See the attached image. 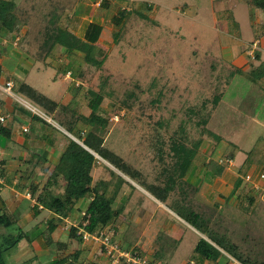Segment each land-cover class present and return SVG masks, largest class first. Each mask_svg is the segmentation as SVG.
Masks as SVG:
<instances>
[{"label":"rangeland","instance_id":"rangeland-1","mask_svg":"<svg viewBox=\"0 0 264 264\" xmlns=\"http://www.w3.org/2000/svg\"><path fill=\"white\" fill-rule=\"evenodd\" d=\"M5 1L17 5L14 13L19 21L18 29L1 43L6 52L0 57L4 71L0 91L8 97L35 110L27 99L28 102L21 100L22 96L13 92L15 79L30 84L59 104L68 92L72 99L74 88L83 83L84 87L103 90L104 101L98 114L109 119L104 133L105 146L140 169L149 182H155L162 175L159 146L164 145L165 153H169L172 138L182 136L180 127L186 133L187 145L201 141L186 179L177 180L176 191L162 204L140 188L137 192L141 195L136 196L133 186L136 181L124 176L132 186H122L114 208L122 206L128 193L134 194L114 226L116 239L125 249L137 245L151 261L160 253L162 257L157 264H188L201 238L210 242L209 237L216 239L217 235H223L232 242L243 237L248 240L247 244H257L256 237H261L264 245V179H260L264 173V87L240 75V71L251 74L256 70L258 77L264 76V12L261 9L238 0H109L106 8L100 5L102 0ZM123 8L131 9L132 14L117 41L113 17ZM53 13L63 17L61 23L68 32L65 43L56 45L51 56L42 61L38 58L42 32L50 24ZM91 22L103 27L98 44L106 60L100 68L83 66L87 80L75 79L71 74V79L63 81L67 63L84 60L88 52L90 43L85 33ZM8 83L12 85L10 90ZM220 92L222 98L212 110L210 102ZM80 100L78 109L88 116L90 110ZM204 101L206 110L191 117L189 109L199 111ZM73 111L66 113V117ZM208 112L211 116L206 129L211 135L197 123ZM50 117L55 121L57 117L63 118L59 113ZM5 118L4 125L12 123L13 117ZM14 146L19 152L7 160L19 169L9 170L3 163L1 176L5 182L0 198L13 200L12 209L19 207L21 201L23 204L15 214L17 225L1 228V233L17 234L22 230L27 238L3 254L4 263L53 264L66 257L70 259L79 251L76 264H110L99 245L71 238L63 226L50 235L48 222H44L50 216L48 210H42L38 219L32 218L35 199L28 200L26 195L32 193L30 186L35 185L37 197L50 174L41 171V164L37 169L33 165L24 166L25 160L30 159V149ZM234 146L240 151L234 160H227ZM1 154L0 159L4 161ZM99 160L101 164L92 172L93 179L96 182L110 178L113 188L117 179L111 171L118 175L121 172ZM162 160L169 170L173 169L171 157L164 156ZM220 164L225 169L217 176L214 169L221 167ZM248 175L253 176L252 188L245 181ZM239 177L244 186L235 192ZM16 179L19 182L13 185ZM53 191L62 193L64 182L61 180ZM181 191L185 197L180 195ZM247 192L257 199L252 208L256 215L252 217L243 211L241 204L237 206L233 202L234 194ZM89 202V198H84L78 205L85 210ZM79 207L69 216V222L74 225L80 221ZM187 208L199 215L198 225H205L206 235L180 217ZM254 226L256 237L250 232ZM2 239L3 236L0 242ZM250 257L251 262L262 264L258 258Z\"/></svg>","mask_w":264,"mask_h":264},{"label":"trees","instance_id":"trees-1","mask_svg":"<svg viewBox=\"0 0 264 264\" xmlns=\"http://www.w3.org/2000/svg\"><path fill=\"white\" fill-rule=\"evenodd\" d=\"M238 1L249 7L261 9L264 12V0ZM100 5L103 8L109 7V0H102ZM17 8V5L13 1L0 0V57H3L6 52L5 49L1 47V43L18 29L19 21H16L15 15L17 13H14ZM150 9L151 6H148V10ZM131 14V9L123 8L119 9L117 14L113 17L114 26L117 28V31L115 32V38L117 41V36L120 34L125 22L130 18ZM14 16L15 22L13 20ZM62 18L61 15L53 13L51 15L50 24H47L46 27H44V32H42L43 42L38 51V58L42 61L47 60V58L51 56V52L56 45L65 43L68 29L66 28V25L63 26L61 23ZM262 29H264V26ZM102 30L103 27L97 22H91L87 25L85 38L90 43L88 52L84 56V60H72V62L67 63L65 69L66 73L70 72L75 79L85 80L86 69H83V66L86 67L93 65L97 68L102 67L106 60V57L102 56L103 48L98 44L99 38L102 35ZM255 32H257V29H255ZM68 53L71 55V51ZM256 58L258 60L260 59L259 52H257ZM3 73L4 71L0 66V82L2 81ZM240 75L252 81L253 84H262L264 87V76L258 77L256 75V70H253L251 74L246 73V71H240ZM83 84L74 88V100L66 106L61 103L59 104L24 81H18L15 79V84L12 87L15 94L27 99L31 104L46 112L48 116L59 113L60 117L63 118L59 119V117H57V122L80 142L79 143L65 135L68 143L61 154L58 163L54 166L53 170H51L48 180L37 197L36 192L38 187L35 185L30 186V189H32L31 196L37 203V205L33 206L34 209L38 212L48 210L54 214V217L48 221L47 225L50 235L65 224L64 219L74 213L76 206L84 198H89L91 201L87 208L82 211L85 214L80 216L78 227H83L89 232H94L97 229H105L106 227L115 228V223L122 217L128 198L124 200V203H122V206L120 205V207L114 208V204L117 202L122 186L124 184H131H129L124 177L118 175L114 171H111V175L117 179V182L113 188H111V181L99 180L95 182L92 176V171L101 164L96 155L120 171L124 176L136 181L157 200L164 203L172 193L176 191L178 186L177 180L181 179V181H183L186 179L201 146V141L194 142L193 146L187 145V142L185 141L186 133L180 127L179 133H182V136L179 135L172 138L170 141L169 153H165L164 145L161 144L159 146L157 154L159 161L163 164L161 171L162 175L157 177L155 182H149L147 176L140 169L136 168L125 158L105 146L104 133L109 125V119L98 114L101 112V105L104 101L103 90L97 91L96 88L84 87ZM222 95V92L214 95L210 102L213 105L212 110L216 109ZM79 100L83 101L89 108L90 114L88 116L80 113L77 103ZM0 104H3L2 100H0ZM206 108L207 104L204 101L202 103V108L199 109V111L190 108L189 111L191 113L189 115L191 117L194 115L197 116L201 110H206ZM73 109L74 111L66 117V113L71 112ZM211 112L206 113L207 118L203 116V118H200L197 122L198 125L205 128V132L209 135H211V131L206 129V125L210 120ZM34 118L43 121L39 117ZM3 123L0 122V135L10 139L11 129L3 125ZM48 125L54 129L53 126L50 124ZM239 151L240 149L237 146H234L227 154L226 159L234 160L236 153ZM164 156L171 157L172 170H169L166 167L168 165L162 160ZM43 161L45 162V159ZM1 163L3 165L4 161L1 160ZM220 166L221 167L214 169L216 170L215 175L217 176H221L225 169L222 164H220ZM49 171V168L45 169V172ZM2 172L3 167L0 170V177H2ZM61 180L64 182V191L58 194L54 193V188ZM179 183L181 184V182ZM242 183L243 179L240 177L237 178L235 182V190H238ZM1 188L2 183H0V189ZM180 195L185 197L183 191L180 192ZM182 199L183 198H181V200ZM176 203L180 202L178 201ZM38 204L43 206L42 210L38 209ZM179 215L186 222L200 231V233L206 235L205 225L202 223L198 225L200 217L196 212L187 208V210L183 212L184 216L181 214ZM14 225H17L15 214L10 213L7 209L2 210V212H0V238L3 236V239L2 242H0V264H5L3 260V254L5 252L15 248L23 239L27 238L26 233L22 230L17 234L5 235L1 233V228H10ZM69 233L71 238L83 241V239L77 234L76 227H72ZM209 238L211 240L210 242L203 238L198 241L193 250V255L188 260V264H203L205 261L210 264H233L232 259L220 249L224 250L241 264H258L251 262L249 258L241 254L238 247L234 244H230L224 236L217 235L216 239ZM122 247L125 249L123 245ZM125 250H131L133 252L137 251L141 257H146V253L137 245ZM80 254L79 251H76L70 259H67L66 257L59 261H53V264H76L79 260ZM159 254L160 253L156 254L157 257L154 260H149V264H157L161 259L160 257H162Z\"/></svg>","mask_w":264,"mask_h":264},{"label":"crops","instance_id":"crops-1","mask_svg":"<svg viewBox=\"0 0 264 264\" xmlns=\"http://www.w3.org/2000/svg\"><path fill=\"white\" fill-rule=\"evenodd\" d=\"M69 78L71 79V74H70V72H67L64 76L63 81L68 80ZM79 85L80 84H78L77 86H79ZM20 98H21V100L23 99L24 101H27L23 97H20ZM70 98L71 97H70V94L68 92L66 94V97L64 98L65 99L64 102H61V104L65 105V106L69 105L74 100V97H72V99H70ZM0 100L3 101V104L2 105L0 104V117H10V118L13 117L12 123L9 122L10 123L9 125H5L11 129V138L7 139L6 137L0 135V152H2L1 155L3 156L5 167H7V169H9V170H13L12 168L14 166H11L10 160H7V159L8 158L12 159V158L16 157V153L19 152V150L14 149V147H15L14 145H19V146H21V148H24L26 150L30 149V159L25 160L26 164L24 166L30 167V165H33L32 166L33 169H37V167H40V164H41L42 165V168H40L41 171H44V173L46 175H49L51 173V170H53L54 166L58 163L59 158H60L61 154L63 153V151H64V149L68 143L67 139L65 138V135L72 138V139L75 137L73 135H71L70 133H68L66 131V129L64 127H62L52 117L48 116L46 114V112H44L40 108H37L36 106L32 105L28 101L27 102L29 103V105L34 107L35 110H31L24 103H22L20 101H16L15 99H12L11 97H8L7 93H5L2 90L0 91ZM55 115L56 114H54L52 116L55 117ZM34 117H39L45 122L38 120ZM5 123H6V121L3 123V125ZM48 124L53 126L54 129L52 127H50ZM55 124H57L58 126H56ZM59 127L62 128L63 132L61 131V129ZM24 129H27V132H25ZM21 136H24V138ZM75 140H77V139L75 138ZM77 142H79V141L77 140ZM8 151H13V153L10 154V153H8ZM7 153L10 154L11 156L8 157ZM44 159H45V162L43 161ZM48 168L50 169V171L45 172V169H48ZM18 169L19 168L14 167V170H18ZM95 170H97V167L94 168L93 171H95ZM120 174L122 175V177H124V175L122 173H120ZM31 177H35V175H33V176L31 175ZM2 179H3V182H2V185H3L5 180L3 177H2ZM109 179L110 178L104 179V180L108 181ZM94 181H95V179H94ZM18 182H19L18 179L14 180L13 185H16ZM136 183H134V185H133L136 188V190H134V193L136 192V194H137L136 196L141 195V193L137 192V188H140V190L142 189L147 195H149L155 201L162 204L161 201L157 200L154 196H152L149 192H147L143 187H141L138 183L137 184ZM124 185H127V184H124ZM242 185H243V183H242ZM242 185L239 187L238 190H235V187H234V191L235 192L239 191L241 189ZM250 187H251V185H250ZM0 194H1V192H0ZM133 194H132V196H133ZM132 196H131V192L128 193L127 198L129 200L127 203H129ZM233 196H234L233 198L235 199V201H233L234 204H236L237 206L241 204L240 206L243 209V211L245 213L249 214L250 217L256 215L255 211L252 212V210H253L252 208H253L254 204L257 202V199L254 195H250V194L244 195V194L240 193V195L236 196V194H234ZM0 197H1V195H0ZM89 200L91 201V199H89ZM242 201H244V202L246 201V203H243ZM21 204H23V201L18 203V206L19 205L21 206ZM13 205H14L13 200H12V202H10L9 200L6 201L4 199L0 200V208L2 210L7 209L10 213L16 214V212L19 210L18 208L20 206L17 208L14 207V209H12V207H10V206H13ZM32 205H33V203L32 204L30 203V206H32ZM77 207H79V205H77L76 208ZM79 210H81V212L84 211L80 207H79ZM41 213H42V211L38 212V211L34 210L33 213H30V215L32 216V218L35 217L34 219H38V216ZM20 216H21V214H20ZM50 216L44 218V222H48V218H50V219L53 218L54 214L50 213ZM124 220H127L125 215H124ZM40 221L42 222L43 219ZM250 225L253 226L254 224L251 223ZM62 226H64V225H62ZM61 227H59V228H61ZM63 229H64V227H63ZM56 231L53 233V235L56 233ZM67 232H69V231H67ZM250 232L252 234H254V236L256 237L257 229L255 226L252 229L250 228ZM239 239L241 242L235 240V241L230 242V244H234L235 246L238 245L237 247H238L240 253L243 254L245 257L250 259L251 258L250 256L252 255V257L258 258L259 260L262 261V264H264V245L262 244L263 239H261V237L259 239L256 237L255 241L257 242V244L256 243L255 244H252V243L247 244L246 242L248 240L246 241V239L243 237H241ZM220 250L232 259L233 264H241L235 258H233L229 254H227L224 250H222V249H220ZM203 264H210V263L205 261Z\"/></svg>","mask_w":264,"mask_h":264},{"label":"built area","instance_id":"built-area-1","mask_svg":"<svg viewBox=\"0 0 264 264\" xmlns=\"http://www.w3.org/2000/svg\"><path fill=\"white\" fill-rule=\"evenodd\" d=\"M11 83H8V90L11 89ZM5 117H0V122H5ZM27 132V129H24ZM3 165L0 159V170L2 169ZM253 176L248 175L247 178L245 177V181L250 183L253 187L252 183ZM260 179H264V173L260 175ZM0 177V183H2ZM256 187V186H255ZM26 198L29 200H33L31 193H27ZM34 205H37L36 201L33 200ZM38 209L42 210L43 206L38 204ZM85 213L82 212L81 215ZM64 229L70 231L72 227L77 228V234L83 239L84 242L97 244L99 245L105 253V256L110 260V264H149V260L146 257H141L137 251L125 250L123 249L120 242L117 241V231L113 227H106L105 229H97L94 232H89L85 230L83 227H78L73 223L69 222V217L64 219Z\"/></svg>","mask_w":264,"mask_h":264},{"label":"water","instance_id":"water-1","mask_svg":"<svg viewBox=\"0 0 264 264\" xmlns=\"http://www.w3.org/2000/svg\"><path fill=\"white\" fill-rule=\"evenodd\" d=\"M74 140H75V138H73ZM75 141H77V140H75ZM96 157L97 158H99V159H101L102 161H104L102 158H100L98 155H96ZM105 163H107L106 161H104ZM107 164H109V163H107ZM110 165V164H109ZM111 166V165H110Z\"/></svg>","mask_w":264,"mask_h":264}]
</instances>
